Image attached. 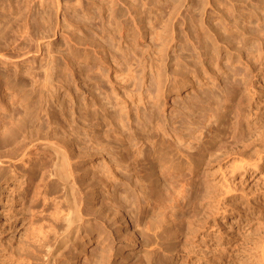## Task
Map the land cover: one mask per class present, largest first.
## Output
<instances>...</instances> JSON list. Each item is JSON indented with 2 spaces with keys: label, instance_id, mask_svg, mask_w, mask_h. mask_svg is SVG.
Instances as JSON below:
<instances>
[{
  "label": "rangeland",
  "instance_id": "rangeland-1",
  "mask_svg": "<svg viewBox=\"0 0 264 264\" xmlns=\"http://www.w3.org/2000/svg\"><path fill=\"white\" fill-rule=\"evenodd\" d=\"M252 3L264 11V0ZM235 8L0 0V152L31 141V158L43 163L27 188L0 162V264L52 262L48 246L67 205L47 143L74 140L90 225L52 264H264V57L239 98L233 81L236 53L264 46L263 34L254 24L246 44ZM183 182L191 184L181 192ZM119 211L129 226L112 225Z\"/></svg>",
  "mask_w": 264,
  "mask_h": 264
},
{
  "label": "bare ground",
  "instance_id": "bare-ground-1",
  "mask_svg": "<svg viewBox=\"0 0 264 264\" xmlns=\"http://www.w3.org/2000/svg\"><path fill=\"white\" fill-rule=\"evenodd\" d=\"M234 1V6L236 7L235 8V10L237 11V12H241L243 15H242V19H235L234 20V25L233 26H235V28H236V30L237 29H239V28H241L242 27V30H243V33L242 34H244L245 36V39L243 40V41H245V43L247 44V39L246 38H249V36L247 37V34H250V32H252L253 30H254V27L256 26H258V25H260V27H262L261 29H260V33H262L263 34V36H261V35H259V37L261 36V38H259V39H261L260 41H261V43H264V11L262 10H258V9H256L254 6V4L252 3V1H255V0H233ZM258 6V5H257ZM256 6V7H257ZM258 8V7H257ZM260 8V7H259ZM261 9V8H260ZM254 24H255V26H254ZM258 29V28H257ZM256 30V29H255ZM257 32V31H256ZM253 33V32H252ZM251 33V34H252ZM254 33H255V31H254ZM259 33V34H260ZM256 35L258 34V32L257 33H255ZM253 35V34H252ZM255 35V36H256ZM254 36V37H255ZM258 36V35H257ZM256 36V37H257ZM236 38H238V39H242L243 38V36H238V35H236L235 36ZM242 37V38H241ZM251 38V37H250ZM252 39V38H251ZM240 41V40H239ZM242 41V40H241ZM257 41H258V39H257ZM260 41H258V42H260ZM251 43V42H250ZM256 43V42H255ZM244 44V43H243ZM245 44V45H246ZM252 44H250V45H248L249 47L251 46ZM262 44H260L259 46V48H257V50H254V52L256 51L257 53L255 54L253 51V53L252 52H250L251 51V49H249V47H246L245 48V51H244V49L242 50V51H244L245 53H244V55L242 54V55H240L239 53H236V56H235V60L236 61H241L242 60V66H238V65H235L236 67H235V78H234V93L236 94H234L235 96H236V98L239 96V94L242 92V93H245V91H242V89L244 88V89H249V87H250V85H253L254 83V79L252 78V76H251V73H253L252 71H254V70H256V66H257V63H259V61H261L262 59H263V57H264V46H261ZM244 46V45H243ZM255 46V45H254ZM256 46H258L257 44H256ZM244 48V47H243ZM251 48V47H250ZM254 48V47H253ZM255 48V49H256ZM242 49V47H240V50ZM240 50H238L239 52H241ZM250 50V51H249ZM257 55V56H256ZM240 64V63H239ZM258 66H259V64H258ZM262 68V67H261ZM260 68V69H261ZM259 69V68H258ZM263 70V69H262ZM259 71V70H258ZM257 71V72H258ZM255 74V73H254ZM242 75V76H241ZM240 76L242 77V78H240ZM254 76V75H253ZM263 78V77H262ZM241 80V81H240ZM243 80V81H242ZM260 82V81H259ZM255 83H257V81L255 82ZM258 84V83H257ZM257 84H256V86H257ZM259 85V84H258ZM249 86V87H248ZM260 86V85H259ZM251 88V87H250ZM252 88H254L253 86H252ZM260 88V87H259ZM243 89V90H244ZM258 89V87L256 88V90ZM260 89H258V91H259ZM251 91H253V89L251 90ZM251 91H249V92H251ZM247 92V91H246ZM257 92V91H256ZM253 93H255L254 91H253ZM248 95L250 94V93H247ZM243 95V94H242ZM246 95V94H245ZM244 95V97H246ZM251 95V94H250ZM254 95V94H253ZM252 95V96H253ZM162 98H166V97H162ZM239 98V97H238ZM240 98H242V97H240ZM235 99V98H234ZM242 99H244V98H242ZM239 100V99H238ZM261 100V99H260ZM235 101V100H234ZM251 101V100H250ZM236 102V101H235ZM260 102V101H259ZM238 103V102H237ZM257 104V103H256ZM259 104V103H258ZM240 106V105H239ZM241 106H242V104H241ZM240 106V107H241ZM236 109V108H235ZM243 109V108H242ZM263 109V108H262ZM234 111V110H233ZM239 111V110H238ZM262 111V110H261ZM237 112V111H236ZM234 113V112H233ZM241 113V112H240ZM238 115V114H237ZM236 115V116H237ZM261 116V115H260ZM263 117V116H262ZM261 118V117H260ZM243 120V119H242ZM237 121H239V120H237ZM241 122V121H240ZM242 123V122H241ZM262 123V122H261ZM263 124H264V120H263ZM242 125V124H241ZM238 126V125H237ZM255 130H256V128H255ZM261 131V130H260ZM251 132H253V131H251ZM257 132V131H256ZM259 132V131H258ZM262 132H264V131H262ZM253 134V133H252ZM260 134V133H259ZM263 134V133H262ZM259 136V135H258ZM253 137H254V135H253ZM261 137V136H260ZM256 138V137H255ZM264 138V137H263ZM52 141V140H51ZM247 141H249V140H247ZM255 141V140H254ZM264 141V140H263ZM50 142V141H49ZM58 143V142H57ZM56 142L55 143H47L49 146H50V152H51V155H52V161H51V163H50V166H51V168H50V171L51 172H49L50 174H51V176H53V177H55L57 180H59L60 181V183H62L61 185H62V187H63V193H64V196H65V202H66V204L65 205H67V209H66V212H65V210H64V208H62L61 207V205H60V207L62 208V211L64 210V212H63V214L61 215V216H58V217H61V220H60V218L58 219L61 223H59V225L61 226V227H59V231H60V235H57L58 237V240L57 241H55V243L53 244L52 243V245H49L48 246V250H49V254H50V257H51V259H50V261H52V262H54L55 261V258H57L58 256L59 257H61L63 254H64V252L65 251H63L64 250V248L67 246V244H69L70 243V241H75L74 239H75V237H77V235L79 234V232H81V230H82V228H84L85 226H86V224L85 223H88V222H84V221H87V220H84V216L86 215V214H88V212L90 211L89 209V201H88V199H86V197H85V194L83 193V191L81 190V186L79 187H77V184H78V178H77V166H76V163H77V156L79 155V153L82 151V149L80 148V146L78 145V143L74 140V142L73 143H71V144H66V145H64V144H57ZM253 143V142H252ZM247 144V143H246ZM251 144V143H250ZM249 144V145H250ZM252 145V144H251ZM258 145V144H257ZM30 146H32L31 145V141H28V142H23L18 148H16L17 150H14V151H12V152H10V153H4V152H0V162L2 163V162H4V161H8V162H5V163H7L8 164V166H9V171H10V174H11V176H13V177H17L18 178V176H22L24 179V183H26V187L27 186H29L30 184H31V181H32V179H33V174L35 173V171L36 170H38L39 168H40V166L43 164H40L39 162V164L35 161V160H33L32 158H31V154H29V152H28V150H29V148H30ZM256 147H258V146H256ZM262 147V146H261ZM46 148V147H45ZM250 148V147H249ZM264 148V147H263ZM39 157V156H38ZM35 158V157H34ZM48 159V158H47ZM50 160V159H49ZM43 161H44V159H43ZM48 163V162H47ZM4 165V164H3ZM24 166V168H23V166ZM251 165H253V164H251ZM1 167H2V165H0ZM7 166V165H6ZM7 166V167H8ZM49 166V167H50ZM43 167V166H42ZM41 167V169L43 170V168ZM125 168H127V169H129V165L128 164H126L125 166H124ZM4 168V167H3ZM48 168V167H47ZM236 168V167H235ZM244 169H245V167H243ZM118 168L117 167H112V168H110V172H112V171H114V170H117ZM190 169H191V167H190ZM190 169H188L190 172H191V170ZM236 169H238V168H236ZM45 170V169H44ZM48 170H49V168H48ZM164 170V169H163ZM246 170V169H245ZM0 171H1V169H0ZM188 171V172H189ZM234 171H235V169H234ZM6 172V171H5ZM44 172V171H43ZM177 171H173V173H171L170 172V174H172V175H174L175 177H178V175L179 176H181V174H178V173H176ZM45 173V172H44ZM4 174V173H3ZM6 174V173H5ZM26 175V177H24ZM38 176V175H37ZM40 176V175H39ZM21 177V178H22ZM48 177H50L49 175H48ZM162 177H164V175H162V173L161 172H159L158 173V178H162ZM16 178V179H17ZM36 178V177H35ZM52 178V177H51ZM191 178V177H190ZM19 179H20V177H19ZM39 179V178H38ZM11 180V179H10ZM47 180V179H46ZM160 180V179H159ZM42 181V180H41ZM45 181V180H44ZM23 182L21 181V184H22V186H23ZM38 182V181H37ZM36 183V182H35ZM34 183V184H35ZM37 184H39V183H37ZM187 184H191L190 182H187ZM185 182H183L182 184H181V188H179L180 190L179 191H181V192H183V191H186L187 190V188L189 187L188 185H187ZM211 184V183H210ZM12 185V184H11ZM79 185V184H78ZM206 185H207V183H206ZM212 185V184H211ZM21 186V185H20ZM21 186V187H22ZM37 186V185H36ZM39 186V185H38ZM37 186V187H38ZM179 186V185H178ZM200 186V185H199ZM208 186V185H207ZM213 186H215V185H213ZM13 187V186H12ZM15 187V186H14ZM212 187V186H211ZM210 187V188H211ZM28 188V187H27ZM209 188V187H208ZM33 189V188H32ZM46 189V188H45ZM47 190V189H46ZM61 190V189H60ZM207 190V189H206ZM215 190V189H214ZM213 190V191H214ZM13 191H14V189L12 188L11 189V193L13 194ZM44 191V190H43ZM49 192V191H48ZM10 193V194H11ZM36 193V192H35ZM38 193V192H37ZM78 193L80 194V195H78ZM89 193H91V192H89ZM48 194V193H47ZM84 194V195H83ZM213 194V193H212ZM49 195H51V194H49ZM77 195H78V197H81L80 198V200H78L79 198L77 197ZM89 195V194H88ZM204 195H206V194H204ZM215 195V194H214ZM7 196V195H6ZM19 196V195H18ZM32 196V195H31ZM213 196V195H212ZM44 197H45V195H44ZM48 197V196H47ZM88 197V196H87ZM8 198V197H7ZM40 198V197H39ZM56 198V197H55ZM212 198V197H211ZM33 199H34V197H33ZM18 200V199H17ZM58 200V199H57ZM41 201V200H40ZM39 201V202H40ZM43 201V200H42ZM215 201V200H214ZM12 202V201H11ZM52 202V201H51ZM58 202V201H57ZM211 202H212V199H211ZM22 204V203H21ZM26 204V203H25ZM51 204H53V203H51ZM56 204V203H55ZM6 205H8V204H6ZM50 205V204H49ZM57 205V204H56ZM65 205H64V207H65ZM9 206V205H8ZM29 206V205H28ZM34 206V205H33ZM32 206V207H33ZM36 206V205H35ZM39 206V205H38ZM48 206V205H47ZM54 207V206H53ZM59 207V206H58ZM60 208V209H61ZM59 209V208H58ZM32 210V209H31ZM40 210V209H39ZM38 210V211H39ZM55 210H56V208H55ZM36 211V210H35ZM34 211V212H35ZM37 211V212H38ZM40 212V211H39ZM43 212H45V211H43ZM56 212H57V210H56ZM55 212V213H56ZM121 214H119V216L118 217H113L114 219L112 220V225H114V226H116V228H117V226H118V224H120V225H126V226H129L130 225V221H129V215H128V213L127 212H125V211H119ZM31 213H32V211H31ZM59 213V212H58ZM32 215V214H31ZM44 215V214H43ZM53 215V214H52ZM55 215V214H54ZM59 215V214H58ZM89 215V214H88ZM15 217V216H14ZM36 217V216H35ZM38 217V216H37ZM44 217V216H43ZM49 217V216H48ZM50 217H52V216H50ZM42 218V217H41ZM54 218H56V217H53V220H54ZM89 218V217H88ZM39 219V218H38ZM51 219V218H50ZM85 219H87V218H85ZM52 221V220H51ZM89 221V220H88ZM111 221V220H110ZM10 222V221H9ZM57 222V221H56ZM44 223V222H43ZM51 223V222H50ZM90 223V222H89ZM88 223V224H89ZM49 224V223H48ZM52 224V223H51ZM90 225V224H89ZM119 225V226H120ZM41 226V225H40ZM40 226H38V227H40ZM45 226H48V225H45ZM55 226H56V224H55ZM214 226V225H213ZM38 227H36V229L38 228ZM111 227V226H110ZM230 227V226H229ZM232 227V226H231ZM44 228V227H43ZM46 228V227H45ZM51 228V227H50ZM50 228H48V229H50ZM53 228V227H52ZM220 228V227H219ZM61 229V230H60ZM212 229H218V228H214V227H212ZM55 230V229H54ZM85 230V229H84ZM220 229H218L217 230V232L219 231ZM36 231V230H35ZM39 232V231H38ZM49 232V231H48ZM51 232V231H50ZM57 232V231H56ZM212 232H214V231H212ZM222 232V231H221ZM224 232V231H223ZM41 233H43V232H41ZM46 233H47V231H46ZM46 233H45V235H46ZM55 233V232H54ZM82 233V232H81ZM225 233V232H224ZM32 234V233H31ZM36 234H38V233H36ZM48 234V233H47ZM58 234V233H57ZM219 234H220V231H219ZM219 234H217V236H219ZM33 235V234H32ZM39 235V234H38ZM38 235H37V237H38ZM44 235V234H43ZM81 235V234H80ZM221 235H222V233H221ZM228 235V234H227ZM25 236V235H24ZM27 236H28V234L26 235V238H27ZM35 237H36V235H34ZM40 236V235H39ZM42 236V235H41ZM47 236V235H46ZM56 236V235H55ZM208 236V235H207ZM234 236V235H233ZM28 237H30V234H29V236ZM48 237V236H47ZM25 238V237H24ZM40 238V237H39ZM29 239V238H28ZM27 239V240H28ZM31 239H34V238H31ZM38 239V238H37ZM36 239V240H37ZM49 239V238H48ZM51 239V238H50ZM54 239V238H53ZM52 239V240H53ZM222 239V238H221ZM35 240V241H36ZM39 240V239H38ZM37 240V241H38ZM41 240H43V239H41ZM41 240H40V242H41ZM56 240V239H55ZM204 240V239H203ZM209 240V239H208ZM22 241V240H21ZM34 241V240H33ZM51 241V240H50ZM24 242V241H23ZM29 242V241H28ZM32 243V242H31ZM36 243V242H35ZM38 243V242H37ZM42 243V242H41ZM47 243V242H46ZM201 243V242H200ZM25 244V243H24ZM71 244V243H70ZM36 245H38V244H36ZM35 245V246H36ZM23 246V245H22ZM29 246V245H28ZM31 246V245H30ZM40 246V245H39ZM1 247V246H0ZM44 247V246H43ZM70 247V246H69ZM196 246H194L193 248H195ZM201 247V246H200ZM205 247V246H204ZM26 248V247H25ZM42 248V247H41ZM199 248V247H198ZM70 250V249H69ZM199 250V249H198ZM202 250V249H201ZM200 250V251H201ZM206 250H208V249H206ZM192 251H194V249H192ZM204 251H205V249H204ZM214 251V250H213ZM70 252V251H69ZM74 252H76V251H74ZM201 252H203V251H201ZM200 252V253H201ZM208 252V251H207ZM207 252H203V253H201L202 255L200 256L199 255V262L200 263H202L203 261H205L207 258H205V254L207 253ZM211 252V251H210ZM79 254V253H78ZM77 254V252H76V255H74V256H77L78 255ZM210 254V253H209ZM217 255V254H216ZM63 256H65V255H63ZM73 255H69V257L68 256H66V257H68V258H66V259H68V261L70 262V261H72L73 260V257H74ZM197 256H198V254H197ZM78 257V256H77ZM212 257V256H211ZM85 258V257H84ZM210 258V257H209ZM194 259H196V258H194ZM57 261H60L59 259L57 260ZM67 261V262H68ZM76 261V260H75ZM198 261V260H197ZM52 262L50 263V264H52ZM65 263V262H64ZM71 263V262H70ZM74 263V262H73ZM192 263V262H191ZM57 264V263H56ZM60 264H62L61 262H60ZM67 264V263H66Z\"/></svg>",
  "mask_w": 264,
  "mask_h": 264
}]
</instances>
